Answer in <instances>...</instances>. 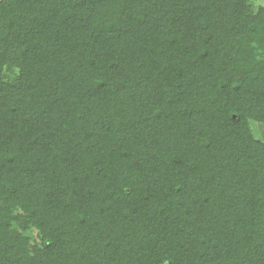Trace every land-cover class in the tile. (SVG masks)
I'll return each mask as SVG.
<instances>
[{
	"label": "trees",
	"instance_id": "obj_1",
	"mask_svg": "<svg viewBox=\"0 0 264 264\" xmlns=\"http://www.w3.org/2000/svg\"><path fill=\"white\" fill-rule=\"evenodd\" d=\"M249 4L0 0V264H264Z\"/></svg>",
	"mask_w": 264,
	"mask_h": 264
},
{
	"label": "rangeland",
	"instance_id": "obj_2",
	"mask_svg": "<svg viewBox=\"0 0 264 264\" xmlns=\"http://www.w3.org/2000/svg\"><path fill=\"white\" fill-rule=\"evenodd\" d=\"M262 6H264V0H250L248 12L255 14ZM226 20L227 19H224L221 24L227 22ZM260 58L261 56L258 57V60L254 62L255 66L260 65ZM259 69H263L264 72V63L257 67L256 70L258 71ZM4 73L8 79H11L17 74V69L15 70L14 68L11 69L9 67H5ZM249 122L254 139L259 141L261 144H264V121L251 119ZM27 233L28 235L29 233L31 234V236L33 237L32 239H36L37 241H39L38 232L35 228L31 229L30 231H27Z\"/></svg>",
	"mask_w": 264,
	"mask_h": 264
}]
</instances>
